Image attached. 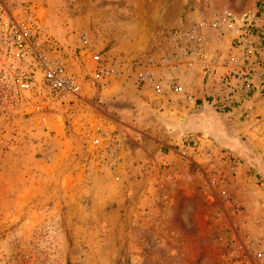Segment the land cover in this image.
<instances>
[{"label":"rangeland","instance_id":"rangeland-1","mask_svg":"<svg viewBox=\"0 0 264 264\" xmlns=\"http://www.w3.org/2000/svg\"><path fill=\"white\" fill-rule=\"evenodd\" d=\"M0 3L8 14L35 6L41 37L67 54L82 80L79 99L47 111V125L36 110L0 104V264H264V88L233 111L207 103L218 118L177 133L169 124L185 113L166 110L162 118L153 106L140 107L132 97L142 83H113L120 90L112 93L85 78L96 51L129 61L156 56L155 46L110 48L149 39L136 35L148 19L163 23L169 38L181 29L177 19L191 17L182 29L202 27L214 16L254 13L264 0ZM230 43L214 37L208 44L221 54L218 45ZM110 97L118 98L114 109ZM88 128L119 139L116 164L100 162Z\"/></svg>","mask_w":264,"mask_h":264},{"label":"built area","instance_id":"built-area-1","mask_svg":"<svg viewBox=\"0 0 264 264\" xmlns=\"http://www.w3.org/2000/svg\"><path fill=\"white\" fill-rule=\"evenodd\" d=\"M35 6L21 9L18 14H8L0 3V104L12 108L24 106L25 113L36 110L40 125H47V111L56 106L79 99L82 91L81 77L71 71L67 54L40 35ZM261 19H264V3L251 14L234 16L229 13L203 20L202 27L209 29L217 40L228 37L231 41L226 55L214 53L209 48L208 37L201 33L202 27L190 26L171 32L169 39L175 49L171 54L175 66L193 59L204 63L201 74L205 79L214 76L216 67L228 66V70L215 78L212 92L206 95V103L220 112L240 108L257 89L254 78L264 88V48L261 46ZM178 49V50H176ZM86 49L78 52L84 57ZM90 62L85 70L89 84L104 85L117 79L123 68L136 70L141 63H156L153 54L146 53L138 60L109 59L96 51L90 53ZM137 82L147 83L155 93L164 90V85L184 96L190 102L192 96L177 84L176 79L164 82L151 73L137 75ZM85 137L96 150L97 157L106 167L119 160L121 142L109 131L88 128Z\"/></svg>","mask_w":264,"mask_h":264},{"label":"crops","instance_id":"crops-1","mask_svg":"<svg viewBox=\"0 0 264 264\" xmlns=\"http://www.w3.org/2000/svg\"><path fill=\"white\" fill-rule=\"evenodd\" d=\"M191 17L188 18V23L185 22L182 24L179 19L176 20V26L178 28H184L185 26H188L191 22ZM147 23L150 25L141 30H137L136 35L137 37H140V32L142 35H149L151 36L147 40H133L130 41H124L122 43H113L110 48H113L116 44V49L119 47L122 49L123 52H132L136 53L137 51H143L148 46L149 47H156L155 50V62L153 64L148 65L147 63H141V65H138L136 67V70H132L129 68V66H126V69L123 68V72L115 80H112L108 84H106V88H109L112 90V93L115 91H119V85H113V83H120V87L124 88L126 87V83L133 84L134 81H137V75L139 72L141 73H151L155 79H160L164 82V84H167L166 82L170 81V79L175 78L177 84L182 85L185 90L187 91L188 95L192 96V100L190 102L184 100V96L173 91L171 87H168L167 85H164V90L160 93H155L154 90L151 88V86L147 83H144L140 90L136 89V95L132 97V100H135L140 107L142 104H145L146 106L151 105L155 108L156 111H159L162 115L160 117H164L163 113L168 111H177L179 113H185L183 114L182 121L180 123L176 122L172 125H170L169 130H174L177 133L184 132L185 130L193 131V130H201L202 127L205 125L208 127V125L211 123V120H216L218 118L217 115L212 114V112L208 109V104L206 103V95L212 92V84L216 77H218L220 74L225 72L229 69L232 64H229L228 66H218L216 67V72L214 76H210L208 79H205L203 75L201 74V70L204 66V63H200L199 61L192 60L189 63H181L177 66L175 64L178 63H172L171 54L175 51V49L172 46V41L169 38H165L164 29L161 27H158L159 24L163 25V23L156 22L153 19L146 20ZM163 22V21H161ZM174 22V21H173ZM140 24H143L140 22ZM139 32V33H138ZM201 33L204 34V36L209 35L208 37V43L211 40L214 39L213 34L211 31L206 29L205 27L201 28ZM151 44V45H150ZM220 49L221 55H223L226 52L227 45L221 46L218 45ZM108 49V52H111V49ZM229 48V47H228ZM227 48V49H228ZM178 50V49H176ZM254 84L257 85V92L252 96V99H258L260 98V87H259V78H254ZM112 85V86H111ZM132 86V85H131ZM108 94H112L107 92ZM124 94L121 95L120 99L122 100H128V97H123ZM180 95V96H179ZM127 98V99H126ZM118 98L110 97L109 102H111V106L114 109V103L115 100ZM185 101V102H184ZM198 102V104H197ZM125 104V103H124ZM123 104V106H124ZM197 104V105H196ZM122 106V107H123ZM145 109L148 110L149 107H146ZM197 106V108H195ZM244 109V108H243ZM123 110V109H122ZM244 111L247 113H253L254 109L252 106H248ZM113 112V111H112ZM123 112V111H122ZM239 113L241 111H238ZM199 120V121H197ZM197 124L198 127H195ZM219 130V128L217 129ZM216 130V131H217ZM91 149V148H90ZM97 159V157L95 156ZM98 161V160H97ZM99 162V161H98Z\"/></svg>","mask_w":264,"mask_h":264}]
</instances>
